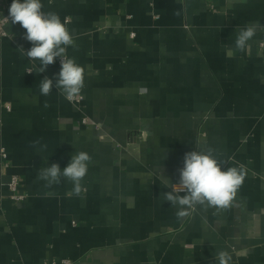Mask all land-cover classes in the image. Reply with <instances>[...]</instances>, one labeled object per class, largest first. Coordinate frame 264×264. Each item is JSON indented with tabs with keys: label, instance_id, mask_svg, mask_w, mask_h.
Returning <instances> with one entry per match:
<instances>
[{
	"label": "crops",
	"instance_id": "crops-1",
	"mask_svg": "<svg viewBox=\"0 0 264 264\" xmlns=\"http://www.w3.org/2000/svg\"><path fill=\"white\" fill-rule=\"evenodd\" d=\"M11 3L2 0V16ZM42 3L68 20L77 47L67 55L85 68V87L79 102L55 87L41 95L43 77L55 85L60 58L35 71L39 61L19 50L32 46L26 30L5 26L0 264H216L222 249L233 264H264V0ZM249 24L256 34L238 51ZM209 147L222 170L245 166L243 184L229 208L198 206L177 219L160 196L172 190L161 176L178 183L185 153ZM77 151L92 157L81 196L66 179L50 188L36 180ZM12 175L22 202L11 198Z\"/></svg>",
	"mask_w": 264,
	"mask_h": 264
},
{
	"label": "clouds",
	"instance_id": "clouds-1",
	"mask_svg": "<svg viewBox=\"0 0 264 264\" xmlns=\"http://www.w3.org/2000/svg\"><path fill=\"white\" fill-rule=\"evenodd\" d=\"M42 0H12L9 15L0 18V32L7 36L4 26L11 23L19 24L26 30L24 39L31 43L27 51L21 46L19 50L31 61H39L35 69L43 73L49 65L60 58L61 69L53 79L43 77L40 83V94L48 96L53 87L58 89L64 98L73 102L78 98L85 87V68L79 65L75 58L67 55L68 47L76 48L74 37L67 27L68 20L63 22L60 16L52 11H43ZM179 15V12L175 13ZM257 24H249L240 28L235 40V49L244 51L248 42L255 36ZM29 73L34 72L32 70ZM45 107H49L45 102ZM147 135V133H146ZM39 141L33 142V146ZM42 145L40 150H46ZM92 157L86 151H77L71 156L68 165L61 170L59 164L39 169L36 180L44 181L45 187L50 188L61 183L62 179L69 181L73 187L70 195L81 196L86 189L82 185L86 177ZM224 162L211 147L193 150L185 153L183 167L178 169L179 182L172 184L167 178L161 176L169 192L161 193L163 201H168L176 208L177 219H184L192 214L199 206L203 211L210 208L223 210L229 208L242 186L247 170L243 164L238 167H227L222 170ZM216 264H233V255L228 250H220L214 256Z\"/></svg>",
	"mask_w": 264,
	"mask_h": 264
},
{
	"label": "built area",
	"instance_id": "built-area-1",
	"mask_svg": "<svg viewBox=\"0 0 264 264\" xmlns=\"http://www.w3.org/2000/svg\"><path fill=\"white\" fill-rule=\"evenodd\" d=\"M1 7H2V0H0V18H3L5 16H2V14H1ZM5 26H4V31H5ZM0 28H2V24H0ZM2 36H4V35L2 34V32H0V37H2ZM261 45L264 46V42ZM74 101L79 102L80 100L78 98H76ZM5 107L7 109H11L10 105H5ZM84 122H86V121H84ZM0 154L5 159L4 166H8L9 163L7 162V158H8L7 151L3 148L0 152ZM19 186H20L19 177L17 175H12V178L8 182V187H9V190L11 191V198L17 202H22L27 198V196L25 194L19 192ZM63 262H64V264H72V261H70V260H64Z\"/></svg>",
	"mask_w": 264,
	"mask_h": 264
}]
</instances>
